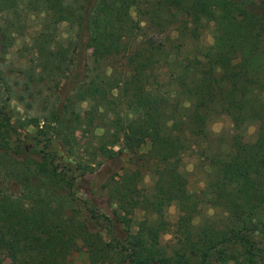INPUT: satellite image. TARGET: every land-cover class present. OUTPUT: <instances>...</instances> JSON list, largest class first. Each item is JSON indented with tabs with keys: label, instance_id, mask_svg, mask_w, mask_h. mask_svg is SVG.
I'll use <instances>...</instances> for the list:
<instances>
[{
	"label": "trees",
	"instance_id": "16d2710c",
	"mask_svg": "<svg viewBox=\"0 0 264 264\" xmlns=\"http://www.w3.org/2000/svg\"><path fill=\"white\" fill-rule=\"evenodd\" d=\"M31 18L30 57L14 74L0 69L25 112L0 89V264H67L79 247L88 264H264V0H0V60ZM209 24L212 43L187 49ZM96 52L106 54L91 61ZM113 57L123 70L93 68ZM222 113L233 142L250 122L256 137L240 156L212 155L193 194L177 176L182 155ZM99 128L89 151L77 132ZM106 163L100 188L124 214L81 192ZM172 202L180 214L165 245ZM200 203L221 215L194 222Z\"/></svg>",
	"mask_w": 264,
	"mask_h": 264
},
{
	"label": "rangeland",
	"instance_id": "374dc122",
	"mask_svg": "<svg viewBox=\"0 0 264 264\" xmlns=\"http://www.w3.org/2000/svg\"><path fill=\"white\" fill-rule=\"evenodd\" d=\"M135 8L132 6L130 8V13L132 15L135 14ZM36 19L31 18L27 22V29L25 33L18 37L14 44L8 49V53L6 54L3 60H0V69L4 70L6 74L12 73L14 74L17 69L25 64V61L30 57L29 48L26 47V43L30 42V34L33 32V29L36 25ZM68 27L65 24L61 25L59 31L66 34ZM213 34H212V25H207L200 39L196 42L187 41L186 48H190V46L194 45V43L200 46H207L212 43ZM166 42V47L171 52L174 49V46L168 42ZM106 54V52H98L93 53L89 58L91 61L94 60V56L100 58V56ZM108 58H104V60L99 59L93 68L103 67L106 64H112L118 70H123L120 65H122V60L120 58L113 57L111 60H106ZM2 61V62H1ZM0 89L4 91V85L0 83ZM116 92V91H114ZM2 94L3 100H8L9 105L15 113L17 112V116L24 114V110L21 105H19L13 97L12 93H7L4 91ZM87 107V101L82 103V108ZM234 111V109H231ZM30 131L31 128H28ZM256 129L257 124L255 122H250L245 125V127L240 131L238 139L236 142H233L232 136L235 134V130L233 129V124L231 121V116L226 113H222L214 117L207 126V134L204 138L197 139V141L192 144L190 148H188L182 155V161L177 169V176L179 177L180 183L184 184L186 189L193 193L199 194L201 190L204 188L208 175L210 174V157L215 154H220L222 156L227 154H240L244 150V145L248 142H251L256 137ZM103 130L101 128L96 129L94 133H83L81 130L77 132V136L79 141L82 142L83 147L86 146V142L89 141L88 145L89 151L93 147V143L95 140V135L101 134ZM115 148H117L115 146ZM148 148V144L145 145L144 150ZM103 165V164H102ZM100 166L94 173L86 176L83 180V197L89 199L95 206H98L103 212L112 215V212H116L117 214H124L125 207L124 204L110 202L103 189L100 188L103 182L104 174L107 175V171H109V165L106 163L104 166ZM141 171V180L139 186L143 187L145 191H150L153 185V177L148 170L147 166L139 167ZM82 195V194H81ZM197 209L200 212L195 213L194 222H198L205 215H213L218 217L221 215V210L219 208H213L206 204H198ZM179 208L177 203L172 202L168 206L165 207L163 217L161 219L160 224V239L162 244L169 245L173 240V232L172 229L177 222L179 217ZM129 216V214H126ZM142 215L141 211L136 212V219ZM67 264H88V255L83 247H79L77 251H75L70 257Z\"/></svg>",
	"mask_w": 264,
	"mask_h": 264
}]
</instances>
